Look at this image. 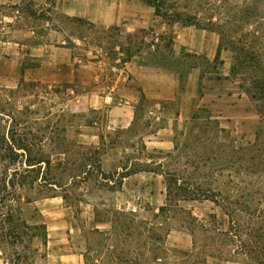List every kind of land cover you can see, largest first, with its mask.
Wrapping results in <instances>:
<instances>
[{"label": "rangeland", "instance_id": "rangeland-1", "mask_svg": "<svg viewBox=\"0 0 264 264\" xmlns=\"http://www.w3.org/2000/svg\"><path fill=\"white\" fill-rule=\"evenodd\" d=\"M163 3L169 15L177 12L194 17L197 23H210L213 28L206 30L220 39L219 57L208 64L200 55L191 53L196 56L187 60L182 57L186 51L175 52L174 63L180 70L190 71L193 64L200 69L194 101L197 114L203 118L190 133L178 137L177 150L144 146V134L153 131L146 118L137 120L128 130L110 133L101 123V114L73 111L65 88H48L35 81L5 87L0 71V140L3 135L6 138L2 146L23 153L16 147L26 145L31 155H50L51 167L43 166L39 175L54 177L62 185L55 188V196L47 185L40 193L30 192L35 200L22 204L31 225L46 227V245L40 239L34 241V247L46 255L38 264L83 263L82 253L94 245L98 219H109L112 210H125L150 220L153 211L165 203V180L160 174L142 171L124 179L120 189L110 190L98 188L94 175L82 181L83 163H100L108 175L125 165L154 168L161 164V169L176 171L184 179L195 181L200 189L212 191L208 199H173L172 204L177 206L170 213L172 229L161 243L164 250L158 251L162 261L149 256L145 264H202V259H206L204 264H254L249 250L237 247L245 245L249 249L248 245L264 244V0ZM124 8L131 11L136 7ZM142 15L140 19L149 16L148 12ZM155 19L151 26L136 31L135 42L129 44L125 36L119 38L118 28L94 29L70 19H64L62 27L66 39L79 46L78 52L100 65L85 70L93 75H111L117 59L127 57L119 54L117 44L126 45L134 53L133 60L147 57L156 48L154 44H159V55L166 53L157 35L170 33L181 23ZM130 24L124 19L118 26L124 31ZM2 33L0 28V36ZM228 95H233L232 101L226 100ZM201 97L208 100L210 108L206 103L198 106ZM207 113L213 118L206 119ZM215 117H220V125ZM94 147H99L96 154L92 153ZM60 161L66 163V171L57 166ZM62 189L67 200L61 196ZM100 227V231L110 228L109 223ZM114 239L105 242L106 251L118 253L122 246ZM124 248L132 250L128 245ZM90 257L95 258L92 253Z\"/></svg>", "mask_w": 264, "mask_h": 264}, {"label": "crops", "instance_id": "crops-1", "mask_svg": "<svg viewBox=\"0 0 264 264\" xmlns=\"http://www.w3.org/2000/svg\"><path fill=\"white\" fill-rule=\"evenodd\" d=\"M125 6L136 8L130 11ZM145 12L149 16L140 19ZM75 18L91 24L94 29L117 26L119 38L125 36L126 43L128 39L135 40L136 31L151 26L156 20L154 8L140 0H0L3 85L16 88L24 81H35L48 88H65L72 110L101 114V123L110 133L128 130L134 122L146 118L153 131L144 134V146L168 152L175 149L178 137L190 133V128L203 119L201 116L193 118L200 80L198 66L181 76L178 72L132 59L111 75L109 72L93 75L85 69L99 63L89 61L78 52L76 42H69L65 37L64 19ZM124 19L131 24L123 31L118 25ZM172 32L174 52L194 53L209 63L215 60L220 43L215 32L195 25H180ZM117 49L119 51V47ZM232 96L228 95L226 100L232 101ZM106 97L112 101L107 102ZM204 103L207 106L208 100L201 97L198 106ZM211 105L216 106V103L211 102ZM215 118L220 125V117ZM134 175L137 173L127 178ZM100 224L103 223H97L95 228H101ZM0 264H10L1 250Z\"/></svg>", "mask_w": 264, "mask_h": 264}, {"label": "trees", "instance_id": "trees-1", "mask_svg": "<svg viewBox=\"0 0 264 264\" xmlns=\"http://www.w3.org/2000/svg\"><path fill=\"white\" fill-rule=\"evenodd\" d=\"M140 1L153 7L155 16L168 20L171 23L178 22L182 26L195 25L204 29L211 27L210 23H197L192 16L183 17L182 14L177 12L169 15L163 9V0ZM71 21L80 22L81 19L75 18ZM88 26L93 28L91 24ZM117 28V26L111 27V29L115 30ZM157 36V40L162 41L166 53L159 55L161 51L159 44H154V47H156L154 51H149L147 57H141L140 62L178 72L181 76L188 73L189 69L182 71L174 63L176 56L172 46L173 32ZM130 42L133 43L135 41L128 39L127 44ZM117 45L119 51L127 56L122 57L121 60L130 61L134 53L129 52L125 48L126 45ZM135 53L141 52L136 50ZM219 54L220 48H218L215 59L219 57ZM194 56L196 55L188 52L182 53V57L187 60ZM205 62L209 63L206 60ZM193 66H196V64H193L191 67ZM205 117L206 119L210 118L209 113ZM193 118H199L197 112ZM5 142L6 138L3 135L0 140L1 146ZM14 148L10 146L0 147V250L4 256L7 254L8 257L5 256V258L10 264H38V260L45 259L46 255L40 253L39 249L34 247V241L40 239L41 243L44 246L46 245V227L44 224L31 225L24 217L22 204H28L35 200L30 192L40 193L43 187L45 188L47 185V190L52 192L51 196H55V188H62V185L54 177L44 178L43 175H39L43 166L44 168L51 167L52 161L50 155L45 154L43 156V153L31 155L26 145L16 147V150L21 149L23 153L14 151ZM175 150H177V147ZM98 151L99 147L92 148V153L96 154ZM166 156L169 157L170 154ZM64 161L57 162V166L61 171H66V163ZM81 166H83L81 174L85 175V177H82V181L86 180L87 175H94L93 179L97 183L98 188L120 189L125 178L131 174L145 171L162 175L165 180L166 192L165 203L157 208V212L153 211L150 220L141 219L135 212L125 210H112L109 219H98L97 222L99 223H109L110 228L108 231H100L98 228H95L94 245L82 253L83 264H145L149 256H152L155 260L161 259L158 251L162 252L164 250L161 247V243H163L165 237L172 229L170 223L172 216L170 213L177 206L176 204H172L173 199L176 197L180 200L208 199L210 194L212 195L210 189H200L195 181L184 179L176 171L161 169L164 166L161 164L156 165L154 168L125 165L120 167L121 172L115 171L109 175L102 170L100 163L93 166L91 163L89 165L83 163ZM69 176L72 179L76 177L75 175ZM61 192H64L61 194L62 198L67 200V193L63 189ZM79 201L82 200L79 199ZM187 216L191 222L196 221V218L190 212H187ZM113 239L122 246L118 253L106 251L105 242L112 241ZM125 245L130 246L132 250L129 252L124 248ZM244 247L245 250H249V256L253 258L254 264H264V244H251L247 246L249 249L245 245L237 248L243 250ZM5 249H8V253L5 252ZM91 253L94 254L95 258L90 257ZM106 253L110 254L106 256ZM103 260L106 261L104 262ZM205 262L206 259L200 261L202 264Z\"/></svg>", "mask_w": 264, "mask_h": 264}, {"label": "built area", "instance_id": "built-area-1", "mask_svg": "<svg viewBox=\"0 0 264 264\" xmlns=\"http://www.w3.org/2000/svg\"><path fill=\"white\" fill-rule=\"evenodd\" d=\"M116 62L118 63V65L117 66L115 65L112 67L113 71L121 70L122 68H124L127 65V61H122L120 58H118ZM106 101L111 102L112 99L110 97H106Z\"/></svg>", "mask_w": 264, "mask_h": 264}]
</instances>
